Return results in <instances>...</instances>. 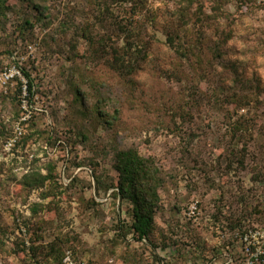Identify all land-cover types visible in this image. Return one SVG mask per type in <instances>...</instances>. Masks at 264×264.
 <instances>
[{"label":"rangeland","instance_id":"obj_1","mask_svg":"<svg viewBox=\"0 0 264 264\" xmlns=\"http://www.w3.org/2000/svg\"><path fill=\"white\" fill-rule=\"evenodd\" d=\"M261 228L264 0H0V264H242Z\"/></svg>","mask_w":264,"mask_h":264},{"label":"trees","instance_id":"obj_2","mask_svg":"<svg viewBox=\"0 0 264 264\" xmlns=\"http://www.w3.org/2000/svg\"><path fill=\"white\" fill-rule=\"evenodd\" d=\"M31 86V85H30ZM31 88V87H30ZM136 158L133 156L132 158H127V162L122 168V174L124 176V183L122 184L123 190L126 192L129 191L125 186V183L131 186V183L134 182L135 174H134V163ZM132 200L135 202L134 206V221L132 223V227L134 232L139 236V238L144 239L149 236L151 227H152V218L149 214L145 213L139 204L138 196L132 197ZM75 260V259H74ZM81 263V262H77ZM86 264V263H85Z\"/></svg>","mask_w":264,"mask_h":264},{"label":"built area","instance_id":"obj_3","mask_svg":"<svg viewBox=\"0 0 264 264\" xmlns=\"http://www.w3.org/2000/svg\"><path fill=\"white\" fill-rule=\"evenodd\" d=\"M21 128L18 131L21 133ZM241 244L243 250L242 264H257L261 256L264 254V228L250 231L241 236ZM64 264H79L74 261L69 252L65 259ZM80 264H85L81 262Z\"/></svg>","mask_w":264,"mask_h":264}]
</instances>
